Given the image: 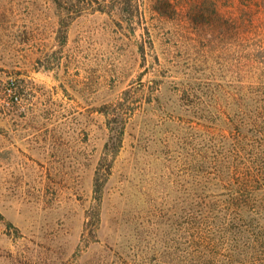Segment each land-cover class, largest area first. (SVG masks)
I'll list each match as a JSON object with an SVG mask.
<instances>
[{"label": "rangeland", "instance_id": "1", "mask_svg": "<svg viewBox=\"0 0 264 264\" xmlns=\"http://www.w3.org/2000/svg\"><path fill=\"white\" fill-rule=\"evenodd\" d=\"M122 1L0 0V264H264V0Z\"/></svg>", "mask_w": 264, "mask_h": 264}, {"label": "trees", "instance_id": "2", "mask_svg": "<svg viewBox=\"0 0 264 264\" xmlns=\"http://www.w3.org/2000/svg\"><path fill=\"white\" fill-rule=\"evenodd\" d=\"M122 3H125L126 7L128 2L127 0H123ZM105 115L109 117L107 121L108 136L104 145L103 157L98 164L94 180V191L98 197L101 194V188L105 178L110 174L113 156L121 147L124 136L123 116L120 110H115L112 113L107 112ZM110 116H113V119H110Z\"/></svg>", "mask_w": 264, "mask_h": 264}]
</instances>
